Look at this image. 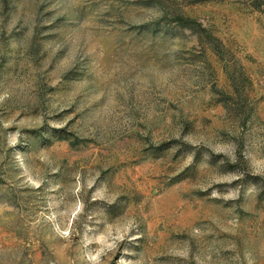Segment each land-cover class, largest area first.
<instances>
[{"label":"rangeland","instance_id":"374dc122","mask_svg":"<svg viewBox=\"0 0 264 264\" xmlns=\"http://www.w3.org/2000/svg\"><path fill=\"white\" fill-rule=\"evenodd\" d=\"M0 264H264V8L0 0Z\"/></svg>","mask_w":264,"mask_h":264},{"label":"trees","instance_id":"16d2710c","mask_svg":"<svg viewBox=\"0 0 264 264\" xmlns=\"http://www.w3.org/2000/svg\"><path fill=\"white\" fill-rule=\"evenodd\" d=\"M200 1V0H198ZM252 6L258 9L264 8V0H251ZM162 24L165 27H169V25H172V23H175L178 27L181 28H189L193 32L198 33L200 36H204L207 39H209V44L213 47L216 48L217 44V39L213 37L208 30L203 27L196 19L186 16L183 14H175L174 16H171L168 12L164 13L163 17L160 19L159 22H156L153 24L154 27H158ZM166 24V25H165ZM168 25V26H167ZM229 78L232 80V86L234 87V96L242 101L244 98V95L240 92L239 88V78H244L242 73L240 72H232L229 74ZM233 99V97H232Z\"/></svg>","mask_w":264,"mask_h":264}]
</instances>
